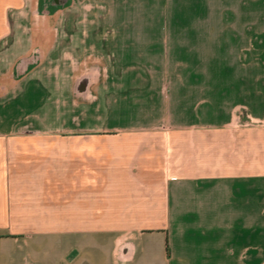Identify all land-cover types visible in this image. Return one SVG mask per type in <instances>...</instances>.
<instances>
[{
    "label": "crops",
    "instance_id": "obj_1",
    "mask_svg": "<svg viewBox=\"0 0 264 264\" xmlns=\"http://www.w3.org/2000/svg\"><path fill=\"white\" fill-rule=\"evenodd\" d=\"M230 64L264 0H0V264H264V124L201 98Z\"/></svg>",
    "mask_w": 264,
    "mask_h": 264
},
{
    "label": "rangeland",
    "instance_id": "obj_2",
    "mask_svg": "<svg viewBox=\"0 0 264 264\" xmlns=\"http://www.w3.org/2000/svg\"><path fill=\"white\" fill-rule=\"evenodd\" d=\"M198 66L204 70H212L214 74L215 72L217 74L220 71H224L229 75V79L206 81L207 89L212 92H210L211 95L201 98L210 101L206 107L208 108L211 105L216 115L215 117L225 114L226 109L224 105L221 106V100L230 96L229 114L232 118L244 123L264 124V64ZM232 77H236V79H232ZM221 84H224V94H221ZM202 88H204L203 84ZM231 96L232 98L235 96L236 100L240 99L242 102H232ZM199 103V107L203 105V102ZM255 107L263 109L262 111L255 112ZM262 201V216H264V197H262Z\"/></svg>",
    "mask_w": 264,
    "mask_h": 264
}]
</instances>
